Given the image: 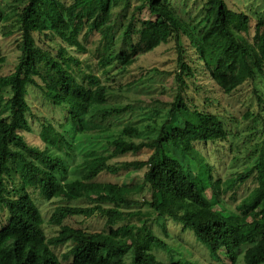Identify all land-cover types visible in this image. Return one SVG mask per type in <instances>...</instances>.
Here are the masks:
<instances>
[{
	"label": "trees",
	"instance_id": "16d2710c",
	"mask_svg": "<svg viewBox=\"0 0 264 264\" xmlns=\"http://www.w3.org/2000/svg\"><path fill=\"white\" fill-rule=\"evenodd\" d=\"M127 1L0 0L3 11L12 10L8 19L11 30L22 42L14 71L0 77V87L11 94L7 103L11 120L0 118V210L8 215L0 227V264H122L115 260L130 248L132 264H166L152 253V247L168 249L153 235L147 221L141 227L114 228L136 216L125 209L137 206L129 196L143 191L150 194V200L143 203L156 212L158 221L172 217L183 232H191L207 247L211 261L237 264L246 249L245 264H264V146L245 171L220 177L207 154L209 146L217 147L228 140L226 126L218 115L195 105L182 91L190 84L186 80L196 85L201 79L205 82L202 90L211 87L230 96L252 85L257 73L264 76V46L258 53L231 31L234 22L247 28L249 17L231 11L224 0H208L201 19L187 24L174 14L170 0H145L139 9L147 5L155 20L143 23L141 45L116 51L111 48L115 37L108 22L114 8ZM1 13L0 23L6 20ZM83 33L84 39L97 35L98 46L104 51L112 49L99 57L97 65L108 81L124 78L141 52H151L173 40L178 54V87L169 104H160L162 109H153V115L147 116V125L124 128L108 143L109 154L88 155L81 177L65 182V164L46 149L29 145L18 133L15 115L29 87L40 90L55 107L64 108L65 118L82 127L85 117L111 106V82L105 84L96 75L84 73L75 55L87 51L81 41ZM35 34L54 43V53L38 46ZM62 61L72 62L78 73L68 74ZM255 98L261 103L260 96ZM132 106L127 104L114 112L122 114ZM251 115L248 112L245 117ZM143 150L151 152L146 161H115ZM141 168L147 171L140 186L128 188L98 181L103 173L116 175ZM247 184L253 188L234 210L229 209L234 194ZM117 191L122 198H115ZM35 194L46 201L61 199L68 204L87 199L95 206L56 207L50 224L60 227V232L48 238ZM172 204L182 210L181 216L161 209ZM95 215L107 218L108 232L88 233L64 224L68 218ZM66 244L71 248L60 260L53 249Z\"/></svg>",
	"mask_w": 264,
	"mask_h": 264
},
{
	"label": "rangeland",
	"instance_id": "374dc122",
	"mask_svg": "<svg viewBox=\"0 0 264 264\" xmlns=\"http://www.w3.org/2000/svg\"><path fill=\"white\" fill-rule=\"evenodd\" d=\"M207 1L170 0V4L177 18L187 24H196L204 15ZM224 1L231 11L249 17L247 28L234 22L231 31L238 39L261 53L260 47L264 46V39L261 38L264 35V0ZM144 3L145 0H129L114 8L108 22V25L113 27L115 37V44L111 48H115L116 51H130L131 45L136 47L141 45L140 31L143 23L155 20V16L151 14L147 5L142 10L139 9ZM3 9L4 6L0 5L1 14L6 19L0 23V77L8 76L14 71L20 59L22 43L19 34L11 30L12 26L8 19L13 13H11L12 10L5 9L3 11ZM84 37L83 33L81 41L86 45L87 51L75 55L82 62L84 73L96 75L105 84L111 82L114 89L113 100L109 102L111 106L95 112L93 116L85 117L82 127L72 122L70 118H65L67 112L64 108L55 107L40 90L29 87L25 102L15 115L18 133L29 145L40 150L46 149L54 157H59L65 164L67 170L64 176L65 182L81 177L83 163L88 155L94 157L100 154H109L108 143L118 138L124 128L147 125V116L153 115V109H162L160 104H169L178 87L175 81L178 71V54L176 43L173 40L151 52H141L124 78H111L108 81L97 65L99 57L107 55L112 49L104 51L103 46H98L97 35L88 36L86 39ZM34 39L38 46L53 52L54 43L37 34L34 35ZM62 62L68 74L78 73L72 62ZM133 81H138L137 85L135 87L128 86ZM186 81L190 84L182 90L184 95L200 108H205L218 115L229 134L226 142L217 147H208L207 156L215 165L217 174L226 179L232 174L245 171L247 165L261 153L260 148L264 146V76L257 73L252 85H245L230 96L218 89L216 91L210 86L209 90H202L200 87L205 82L201 79L196 82V85H193L191 81ZM256 95L261 97V103L256 100ZM10 97V91L0 87V101L3 104L0 118L11 120L7 105ZM127 104L133 105V108L122 114L114 112V109ZM248 112L253 115L246 118L245 115ZM150 154V151L143 150L138 154H129L115 161H146ZM146 171V168H141L128 172L121 171L116 175L103 173L99 176L98 181L131 188L143 184ZM6 183L11 188L10 183ZM249 188H253V185L247 184L243 189L237 191L234 194L235 200L229 201L227 207L234 210L247 196ZM211 195L212 192L208 191V198H211ZM122 197L123 194L120 191L115 193V198ZM129 199L137 202L138 205L125 209V211L135 212L136 216L124 224L116 225L115 229L123 225L141 227L143 222L147 221V227L168 249L152 247V253L160 261L166 264H170L171 261L174 264H218L211 261L207 247L191 232H183L182 225L172 217L168 216L161 222L158 221L156 212L143 203L144 200H150V194L147 191L132 193ZM34 200L44 219V229L48 238H52L60 232V227L50 224V218L56 207L70 205L87 208L95 206L87 199L70 204L61 199L46 201L39 194L34 195ZM161 209L174 216H181L182 212L174 204L161 206ZM7 218V212L0 210V227L6 224ZM106 220L107 218L101 215H95L88 219L73 217L66 219L64 224L88 233H100L109 231ZM70 248L71 244H66L54 248L53 251L60 260H63ZM244 252L241 253L237 264H245ZM117 261H121L122 264H132L133 250L127 249L121 258L115 260V262Z\"/></svg>",
	"mask_w": 264,
	"mask_h": 264
}]
</instances>
